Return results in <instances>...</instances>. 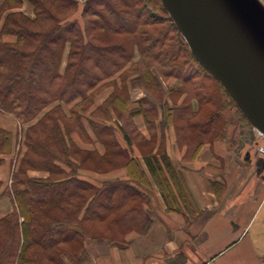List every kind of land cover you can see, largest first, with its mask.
Instances as JSON below:
<instances>
[{
	"label": "trees",
	"instance_id": "1",
	"mask_svg": "<svg viewBox=\"0 0 264 264\" xmlns=\"http://www.w3.org/2000/svg\"><path fill=\"white\" fill-rule=\"evenodd\" d=\"M156 1L84 0L81 25L69 20L78 0H0V113L16 125L14 135L0 127V155L10 153L17 141L21 143L19 134L26 147L11 185L0 182V199L9 197L13 203V211L0 219V264H66L63 258L86 264V238L118 243L124 242L123 234L127 232L146 235L151 229L152 222L143 210L151 199V185L138 161L129 159L125 149L116 146L113 130L106 125L108 107L122 114L129 102L119 92L129 79L132 88L137 84L156 96H144L139 109L127 113L126 126L135 113L143 115L146 125L157 119V109L163 110L167 121L172 116L186 115L191 98L201 105L220 103L218 94L205 86V77L199 74L207 72L198 65ZM25 4L32 7L33 18L21 11ZM156 12L165 15L170 29L156 26ZM112 21L120 28L107 26ZM169 31L175 33L171 40L167 38ZM192 64L200 71H194ZM152 68L162 79H179L169 95L173 90L183 95L185 90L179 87L190 84L192 97L186 100L187 106L167 107L163 87ZM118 79L122 84L115 90ZM111 83L113 92L97 106L96 96ZM219 118L214 109L205 122L195 123L192 128L218 137L217 132L226 131L227 125L224 122L223 128L217 129ZM120 131L130 142L123 126ZM73 133L89 134L91 145H101L104 153L82 150L73 142ZM192 143L203 145L198 137ZM91 158L95 159V167L103 162L113 166V159H121L128 180L94 184L79 177L78 172L87 169ZM144 161L163 197L174 201L157 156L150 153ZM28 171L46 172L48 177L31 178ZM86 223H105L107 231L116 228L123 233L118 239L112 233L95 236L85 228ZM64 247L68 249L63 252Z\"/></svg>",
	"mask_w": 264,
	"mask_h": 264
},
{
	"label": "crops",
	"instance_id": "2",
	"mask_svg": "<svg viewBox=\"0 0 264 264\" xmlns=\"http://www.w3.org/2000/svg\"><path fill=\"white\" fill-rule=\"evenodd\" d=\"M111 91L97 97L95 104L98 106L104 102ZM130 95L131 100L127 107H123V115L137 111L144 98V94L141 96L136 89H131ZM55 105L57 103L43 112ZM63 108L65 111L68 109L65 106ZM109 114L114 115L112 109ZM3 118L0 117V127L14 135L15 123L9 118ZM131 118L135 129L145 141L152 144L153 148H150L151 152L147 155L151 153L157 156L169 180L174 201L169 196L163 197L145 164L146 155L141 154L139 148L132 145V141L125 140L120 126V147L134 150V154L128 150V157L138 161L151 185V199L149 205L143 206V210L151 220L152 227L146 235L136 232L126 235L123 244L86 238V264H264V165L259 162L258 157L253 156L250 159L246 156L241 160L243 164H237L238 160L233 155L219 154V149L212 150L215 146L206 145L192 159L184 156V153L178 155L176 138H172L170 132L169 140L164 142L162 155L158 153L163 143L158 134V126L151 128L153 132H157V137L151 139L149 126L146 125L143 115L135 113ZM35 122L36 120L30 124ZM28 126L24 125V130ZM168 126L176 137L172 125ZM84 136L87 141L92 140L89 134ZM20 139L21 143L16 144L10 153L0 155V182L4 185L10 183L12 172L18 168L26 151L22 138ZM72 140L79 148L85 149L80 136L73 133ZM226 142L228 145L233 143L231 139ZM162 156L165 157L164 160ZM220 159H228L229 164L221 168ZM166 164L176 175L177 182L170 176ZM236 167H239L238 171ZM80 173L82 176L91 175L81 170ZM27 174L31 178L48 177L46 172L28 171ZM245 174H248V179L239 187ZM95 177L101 182H108L128 178V173L125 168H120L105 175L97 174ZM226 178L227 182L224 181ZM229 180L232 183H228ZM152 200L155 201L152 203ZM12 210L11 199L1 198L0 219Z\"/></svg>",
	"mask_w": 264,
	"mask_h": 264
},
{
	"label": "rangeland",
	"instance_id": "3",
	"mask_svg": "<svg viewBox=\"0 0 264 264\" xmlns=\"http://www.w3.org/2000/svg\"><path fill=\"white\" fill-rule=\"evenodd\" d=\"M258 1L264 7V0H258ZM83 2H84V0H78L74 13H72V15L69 17L70 21L76 20L81 25H83L82 14H81L82 8H83ZM156 2L158 5V8L160 9L158 1H156ZM159 2H160V0H159ZM160 5L163 8L161 2H160ZM150 8H152V7H150ZM150 8H148V9H150ZM163 10H164V8H163ZM21 11L26 16H28L29 18L34 17L33 9L28 4H25L21 8ZM156 14H157L156 17H157V21H158V24L156 26H161L163 28L170 29V25H168V21H166L165 15L162 12H156ZM108 25L113 26V27H119V28L121 26L116 21L109 22L107 24V26ZM167 34H168V32H167ZM173 34H175V33H172L171 31H169V34L167 35L168 40L172 39L171 37L173 36ZM135 56H136V60H137L139 58V54H138V52L136 53V50H135ZM65 61H66V59L64 60V62L62 64L61 71H63V69H64ZM191 68L194 71L197 69V67H195V65H193V64H192ZM152 70H153L155 75L156 74L158 75L156 68H152ZM198 71H200V70H198ZM199 74L201 76L205 77L204 78L205 86L207 88L210 87L211 90H213L215 93L218 94V96L220 97V99H219L220 103L217 104L216 102L211 101L210 103H212V104H208L205 102L204 104L201 105V104H198V102L196 103L195 100L192 101V98H191V101H190L191 105H190V107H188L186 115L172 116L171 118H169L168 121H167V118L165 119V116L162 113L163 110L161 111V109H157V119L154 121V123L148 125L149 126L148 131H149V134L151 135V139H153V137H157V132H153L151 128L154 127L155 125L158 126V134L160 135V139L163 140V143L161 144V148L158 150V153L159 154L164 153V142H167V139L169 140V138H170L169 132H170L172 135V138H176L178 155H180V153L183 155V153H184V156L187 155V157H191L192 159H194L198 154L201 153L202 149L206 145H209L210 147L215 146L214 148H212V150H214V151L216 149H219V154H225V155L229 154V155H233L234 157H236L238 160L237 164H243L241 162V160H244V158L246 156H248V158H250V159L253 156H256V157H258L259 162H261L260 158L256 152L257 146L261 145L260 143H262L260 140L261 138L258 137L257 133L253 130V128L248 123V121L245 119V117L242 115V113L238 110V108L236 107L234 102L231 100V98L229 96L223 95L222 92L218 89V87L220 88L221 85H219L215 79H214L215 81L213 79H211L207 75L208 73L204 74V73L200 72ZM132 76L133 75L128 76V77L131 78ZM130 80L131 79H129L127 81V83H125L124 87L119 92L120 95L122 96V99H124V100L126 99L127 102H129L131 100V95H130L131 89H132V91L136 89V92H138L140 95L143 93L144 96H146V97L148 95H150L151 97L156 96L153 93L144 92L142 89V86H140V85L138 86L137 84H135V88H132ZM158 80L161 83V87H163L162 90L165 93L164 100H165L168 108H175V107L180 108L184 104L187 106L186 100L188 98L192 97L189 95V93L191 92V91H189L190 84H186V85L182 84L181 87H179V88H184L185 91H183V95L175 94L177 92H175L174 90L172 92H170V95H169V91H170L172 86L174 88H177L178 82H180L179 79H176L174 77L168 78V79H165V78L162 79L158 75ZM111 81H113V80L112 79L108 80V82H111ZM121 84H122L121 80L118 79L117 82L115 83V90H116V87H120ZM110 87L111 88H106V87L102 88L100 90V92L98 93V95L96 96V98L101 97L102 94L105 93L106 91L112 90L111 91V93H112L113 89H114V84L111 83ZM221 89L223 90V88H221ZM133 96L135 97V95H133ZM96 98H95V100H96ZM139 106H140V103H139ZM182 108H184V107H182ZM182 108H180V109H182ZM110 109L111 108L108 107L107 110L110 111ZM214 109L218 111V114L220 116L219 121H217L218 122L217 126H216L217 129H219V130L222 129L224 126V122H225V124H227L225 127L226 131H223L222 132L223 134L218 131L217 132L218 137H216L214 134L213 135L212 134L211 135H205L201 132V130L197 131V130H194L192 128L193 124H195V123L205 122L207 117L209 116V114ZM193 110H197V111L193 112ZM113 112H114V115L109 114V120L106 121V125L109 126L113 130L114 141H115L116 146H118L119 149L124 150V148H121L119 145V140L121 141V136H120V133L118 132V128L120 126H123L124 130L130 136V139L132 141V145L133 144L136 145L139 148V151L141 154L147 155L149 152H151L150 148H153L152 144L145 141V138L142 137L140 132L135 129V123H134V121H132V118L129 117L130 124L128 126H126V125H124V121L125 120L127 121V117H126L127 114L123 115V113L121 114L120 112H117V111L115 112L114 110H113ZM0 117L11 119L9 116H6L2 113H0ZM4 118H3V120H4ZM12 122H13V120H12ZM170 124L172 125L171 127L173 128V131H174L176 137H174L173 132H171L169 129L170 127L168 125H170ZM135 134H137V135H135ZM195 137H198L199 142L201 141L203 143L202 146L197 147V144L192 143L193 139ZM20 138H21V134H19L18 140ZM80 138L83 140V143L85 144L84 148L86 151L94 149L95 153H97L98 155H102L104 153V148L101 145L95 144L94 147H91L92 143L90 141H87L86 137L83 134L80 135ZM228 139H231V142H233V143H230L228 145V142H226ZM17 145H18V141H17ZM147 146H149V147H147ZM216 146H218L219 148H217ZM128 150L133 151V154H134V150L132 148H125V152L128 153ZM93 156L96 157V155H93ZM94 160H95L94 158H91V160H89L87 162V166H86L87 169L84 168L81 170L84 172H89V173H91V175L82 176L80 171L78 172L79 177H81L83 179L85 178V180H88L89 182H92L94 184L101 183V180L96 178L95 175H97V174L105 175L106 173H110V172L115 171L117 169H120V168L123 169L124 168V162L119 158L113 159L114 163H115L113 166H108L106 162H103L100 164V166L95 167V166H93ZM239 160L241 163H239ZM219 164H220L221 168L225 167L226 164H229L228 159H220ZM237 168H239V167H236V171H238ZM16 170L17 169H14L13 172H15ZM13 172H12V174H13ZM250 176H252L251 173H250ZM11 178H12V176H11ZM231 179H233V178H231ZM247 179H248V174H245L243 176V179L241 180V184L239 185V187L243 186ZM118 180H120V179H118ZM121 180H128V178L121 179ZM224 181L227 182V178L224 179ZM231 181L232 180H229L228 183H232ZM11 182H12V179L10 180V183L6 186L9 187L11 185ZM209 183L212 184V182L210 180H209ZM7 198H9V197H7ZM153 201H155V200H152L151 202L153 203ZM12 205H13V203H12ZM84 226H85V228L89 229L92 232V234H94L95 236H97L99 234H103V233H112V234L118 235L119 237L116 238V239H118V238H121L120 234L123 233V230L119 231L116 228H112L110 231H107V229H106L107 224H105V223L104 224L86 223V224H84ZM130 233H132V232H127V233L123 234L124 238L126 235H128ZM84 241H83V248L85 250ZM118 243L123 244V242H121V241H118ZM64 246H67V245H64ZM64 248L65 249L63 250V252L67 251L66 249H68V247H64ZM66 255H68V254L66 253ZM63 259H64V262L66 264H74L68 258H63ZM41 264H43V263H41ZM75 264H78V263H75ZM80 264H83V263H80Z\"/></svg>",
	"mask_w": 264,
	"mask_h": 264
},
{
	"label": "water",
	"instance_id": "4",
	"mask_svg": "<svg viewBox=\"0 0 264 264\" xmlns=\"http://www.w3.org/2000/svg\"><path fill=\"white\" fill-rule=\"evenodd\" d=\"M257 1L160 0L196 62L264 137V9Z\"/></svg>",
	"mask_w": 264,
	"mask_h": 264
},
{
	"label": "built area",
	"instance_id": "5",
	"mask_svg": "<svg viewBox=\"0 0 264 264\" xmlns=\"http://www.w3.org/2000/svg\"><path fill=\"white\" fill-rule=\"evenodd\" d=\"M256 152L261 158V160L264 162V142L261 145L257 146Z\"/></svg>",
	"mask_w": 264,
	"mask_h": 264
},
{
	"label": "bare ground",
	"instance_id": "6",
	"mask_svg": "<svg viewBox=\"0 0 264 264\" xmlns=\"http://www.w3.org/2000/svg\"><path fill=\"white\" fill-rule=\"evenodd\" d=\"M257 2H258V1H257ZM259 3H260V2H259ZM260 4H261V3H260ZM260 4H259V5H260ZM261 6H262V5H261ZM262 7H263V6H262ZM262 7H261V8H262ZM263 9H264V7H263ZM263 12H264V10H263Z\"/></svg>",
	"mask_w": 264,
	"mask_h": 264
}]
</instances>
